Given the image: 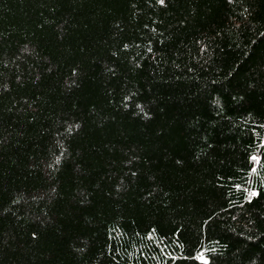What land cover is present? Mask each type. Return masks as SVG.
Here are the masks:
<instances>
[{"label": "trees", "instance_id": "trees-1", "mask_svg": "<svg viewBox=\"0 0 264 264\" xmlns=\"http://www.w3.org/2000/svg\"><path fill=\"white\" fill-rule=\"evenodd\" d=\"M0 264H264V0H0Z\"/></svg>", "mask_w": 264, "mask_h": 264}, {"label": "snow or ice", "instance_id": "snow-or-ice-1", "mask_svg": "<svg viewBox=\"0 0 264 264\" xmlns=\"http://www.w3.org/2000/svg\"><path fill=\"white\" fill-rule=\"evenodd\" d=\"M161 2H163V0H161Z\"/></svg>", "mask_w": 264, "mask_h": 264}]
</instances>
